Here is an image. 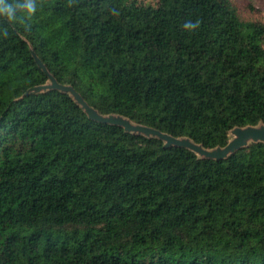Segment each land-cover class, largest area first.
Wrapping results in <instances>:
<instances>
[{
	"label": "trees",
	"instance_id": "obj_1",
	"mask_svg": "<svg viewBox=\"0 0 264 264\" xmlns=\"http://www.w3.org/2000/svg\"><path fill=\"white\" fill-rule=\"evenodd\" d=\"M16 5L23 0H7ZM0 15V264H264V24L233 0H35ZM199 22L194 30L187 22Z\"/></svg>",
	"mask_w": 264,
	"mask_h": 264
},
{
	"label": "water",
	"instance_id": "obj_2",
	"mask_svg": "<svg viewBox=\"0 0 264 264\" xmlns=\"http://www.w3.org/2000/svg\"><path fill=\"white\" fill-rule=\"evenodd\" d=\"M33 55L37 63L45 70L47 75L50 77L51 83L45 86L34 88L30 92H41L53 89L60 90L65 93H70L74 97L76 102L85 110L88 117L95 122L119 126L121 128H124L125 131L129 133L142 134L147 137H158L165 142V148L174 146L187 148L198 154L200 157L218 161L228 159L230 155H233L237 151L248 147L251 143H264V125H260L258 127L237 128L231 133L235 136V138L231 140L227 146H225L224 148L219 147L214 150H207L203 146L194 143L190 139H177L153 128L135 124L131 120L120 116H103L96 110L91 108L83 99V97L72 86L59 84L54 77L50 76L49 72L47 71L43 63L39 60L35 52H33Z\"/></svg>",
	"mask_w": 264,
	"mask_h": 264
},
{
	"label": "rangeland",
	"instance_id": "obj_3",
	"mask_svg": "<svg viewBox=\"0 0 264 264\" xmlns=\"http://www.w3.org/2000/svg\"><path fill=\"white\" fill-rule=\"evenodd\" d=\"M233 1L239 8L240 18L244 26L251 28L252 25L264 24V0ZM234 138L235 136L231 134V140Z\"/></svg>",
	"mask_w": 264,
	"mask_h": 264
},
{
	"label": "clouds",
	"instance_id": "obj_4",
	"mask_svg": "<svg viewBox=\"0 0 264 264\" xmlns=\"http://www.w3.org/2000/svg\"><path fill=\"white\" fill-rule=\"evenodd\" d=\"M20 8L25 10L29 15L36 11L35 0H23L22 3L13 5L7 2V0H0V15L7 17L9 21L15 19L16 10ZM199 26V22H187L184 25L186 30H194Z\"/></svg>",
	"mask_w": 264,
	"mask_h": 264
}]
</instances>
